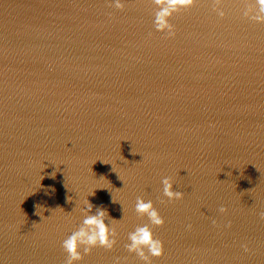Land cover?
Wrapping results in <instances>:
<instances>
[{"label": "water", "instance_id": "95a60500", "mask_svg": "<svg viewBox=\"0 0 264 264\" xmlns=\"http://www.w3.org/2000/svg\"><path fill=\"white\" fill-rule=\"evenodd\" d=\"M100 209L71 264H264L259 0H0V264H67Z\"/></svg>", "mask_w": 264, "mask_h": 264}, {"label": "clouds", "instance_id": "9594fccd", "mask_svg": "<svg viewBox=\"0 0 264 264\" xmlns=\"http://www.w3.org/2000/svg\"><path fill=\"white\" fill-rule=\"evenodd\" d=\"M179 2L180 4H188L191 3V0H170V5L175 6V4ZM261 5H264V0H259ZM162 13L161 20L163 19ZM174 35V34H173ZM165 185V194L171 199L175 198L179 200L182 198V192H173L171 188V184L168 182L167 178L164 180ZM91 210V205L89 206V211ZM136 210L137 212L146 214L151 222L156 226H161L164 223L163 218L159 215L158 211L153 207L151 201L145 202L142 198H137L136 201ZM226 209L224 207L220 208L221 212H224ZM104 209H100L97 211L95 216L89 215L85 217L83 225L79 230L71 233L66 239L62 242L63 249L68 253V261L67 264H71L73 260L82 259V255L79 251H77L80 245H90L95 247L99 244L101 247L106 249H112L114 240L109 239L110 233L108 232L107 226L103 222ZM261 219H264V212L260 213ZM86 226V227H85ZM189 227H191L189 225ZM129 239L131 240V244L128 245V250L136 251L138 255L141 256L142 259L147 260L148 257L144 255V248L148 249V252L151 256L159 257L163 253V244L162 241L156 238H153L152 230L144 225L142 227H138L134 232L129 234ZM247 247L245 246V251H247ZM91 251L90 247L84 248V253L87 254Z\"/></svg>", "mask_w": 264, "mask_h": 264}]
</instances>
